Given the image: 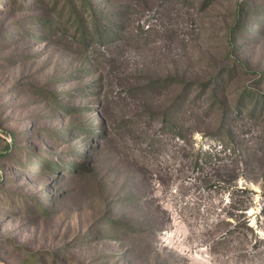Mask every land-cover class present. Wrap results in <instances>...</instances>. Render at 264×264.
<instances>
[{"label": "rangeland", "instance_id": "374dc122", "mask_svg": "<svg viewBox=\"0 0 264 264\" xmlns=\"http://www.w3.org/2000/svg\"><path fill=\"white\" fill-rule=\"evenodd\" d=\"M90 1L0 0V264H264V0Z\"/></svg>", "mask_w": 264, "mask_h": 264}, {"label": "trees", "instance_id": "16d2710c", "mask_svg": "<svg viewBox=\"0 0 264 264\" xmlns=\"http://www.w3.org/2000/svg\"><path fill=\"white\" fill-rule=\"evenodd\" d=\"M79 4H80V7H84V8H86L88 6L90 8L92 6V2L90 0H79ZM250 8H251V11H253V12L255 11V8L250 6V4H248V0H246L245 1V9H250ZM92 26H93L94 30H96V31L98 30L96 21H93ZM236 26L239 28L242 27V16L241 15L239 17H237ZM89 35H90V33H89ZM258 103H259V101L253 102L251 105L252 109L256 108Z\"/></svg>", "mask_w": 264, "mask_h": 264}]
</instances>
